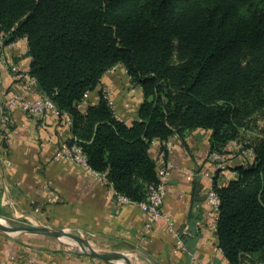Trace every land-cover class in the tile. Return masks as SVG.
Segmentation results:
<instances>
[{"label":"trees","instance_id":"trees-1","mask_svg":"<svg viewBox=\"0 0 264 264\" xmlns=\"http://www.w3.org/2000/svg\"><path fill=\"white\" fill-rule=\"evenodd\" d=\"M0 36L26 38L36 87L69 115L89 166L132 202L158 181L156 140L166 157L171 138L203 128L211 150L252 149L226 187L213 186L216 228L230 264L264 263V125L255 123L264 112V0H0ZM120 64L144 95L131 124L103 93L85 113L78 107Z\"/></svg>","mask_w":264,"mask_h":264},{"label":"crops","instance_id":"crops-1","mask_svg":"<svg viewBox=\"0 0 264 264\" xmlns=\"http://www.w3.org/2000/svg\"><path fill=\"white\" fill-rule=\"evenodd\" d=\"M31 61L26 38L7 43L0 36V119L11 95L21 94L32 101L44 96L16 75L17 71L28 72ZM104 90L119 120L131 124L137 119L144 95L131 83L123 65L103 75L80 109L85 113L97 106ZM3 132L8 138L0 136V154L11 165L0 162V220L73 231L90 248L119 253L130 264H230L219 247L217 221L210 216L207 194L214 184L226 187L233 180L234 168L244 163L234 156L237 143L226 150L229 168L219 170L208 158L211 130L199 128L183 139L175 136L168 141L166 157L173 171L163 211L179 232L177 239L165 220L146 233V215L137 203H116L106 181L62 157L60 143L72 138L65 119L53 112L33 117L17 108ZM162 146L156 140L149 151L157 169L164 157ZM260 259L246 257L242 264H259ZM0 264L118 263L76 254L51 236L0 231Z\"/></svg>","mask_w":264,"mask_h":264},{"label":"built area","instance_id":"built-area-1","mask_svg":"<svg viewBox=\"0 0 264 264\" xmlns=\"http://www.w3.org/2000/svg\"><path fill=\"white\" fill-rule=\"evenodd\" d=\"M16 75L18 78L27 81L31 85L34 86L37 85V81L35 77L32 76L29 73V71L28 72L17 71ZM131 92H134V89H131ZM102 93L104 95V98L108 101L110 107L113 109L114 103L108 93V90H104L102 91ZM88 94L89 92L85 94L82 101L78 104L79 108L83 106V103L86 97L88 96ZM17 108L21 109L27 115L33 117H40L46 114L47 112H53L58 117L65 119L66 123L71 128L72 121L69 115L67 113H62L49 97L43 96L39 99H35L32 101L27 99L21 94H14L9 97L2 110L1 119H0L1 137L4 133L3 126L10 122L11 115ZM7 138H8L7 135L4 134L3 139H7ZM72 138L65 139L60 143V150L62 157L66 161L83 166L101 181H106L105 178L100 173L94 171L89 166L87 157L83 152L82 148L77 143L73 142ZM166 146L167 149L170 148V143L167 142ZM234 156L241 157L243 161H246L247 159L254 157V152L252 149L243 148L242 144H238ZM208 158L215 163L216 167L219 170H227L229 168V158L224 151L210 150L208 153ZM0 162H3L7 166L11 165V161L8 158L4 157L2 154H0ZM172 171H173L172 163L167 159V157H163L160 161L159 168L157 169V178H158L157 183L149 186L146 199L137 204L146 215L145 224H144V231L146 233L151 231V229L156 223L165 220L168 224V229L171 235L177 239H180V234L178 231H176L172 219L169 216H167L163 211V204L167 194V187L172 175ZM232 174L233 176H237V172L235 170L232 171ZM110 192L112 199H114L118 204H127L132 202L128 198L120 194H117L113 188ZM207 201L212 208L210 212V216L215 217L216 221L218 222L220 215V197L214 187H211V189L208 191ZM142 238L145 239V236ZM179 243H181V241H179ZM259 264H264V263H259Z\"/></svg>","mask_w":264,"mask_h":264},{"label":"water","instance_id":"water-1","mask_svg":"<svg viewBox=\"0 0 264 264\" xmlns=\"http://www.w3.org/2000/svg\"><path fill=\"white\" fill-rule=\"evenodd\" d=\"M0 231L15 235L41 234V235L51 236L62 241L67 246L71 247L72 251L76 254L111 260L118 264H130V262L126 260L123 255L119 253L92 249L88 246L85 240H82L80 237L70 234L65 230L55 229L47 226L38 227V226H24V225H9L3 223L0 220Z\"/></svg>","mask_w":264,"mask_h":264},{"label":"rangeland","instance_id":"rangeland-1","mask_svg":"<svg viewBox=\"0 0 264 264\" xmlns=\"http://www.w3.org/2000/svg\"><path fill=\"white\" fill-rule=\"evenodd\" d=\"M256 121H255V123H257L256 125L257 126H263L264 125V112H262L261 114H258V115H256ZM254 123V124H255ZM254 124H252V126L254 125ZM249 134H245V138H243L242 139V141L243 140H246L247 138V136H248ZM252 137V136H251ZM2 220V222L3 223H5V224H9V225H24V226H38V227H40L41 225H31L30 223H26V222H22V223H18V222H12V221H5L4 219H1ZM48 227V226H47ZM67 232H70V234H73V235H75V236H77V233H75V232H73V231H67Z\"/></svg>","mask_w":264,"mask_h":264}]
</instances>
